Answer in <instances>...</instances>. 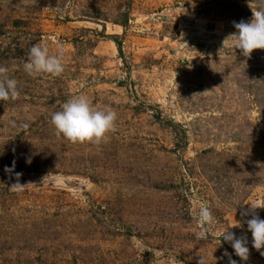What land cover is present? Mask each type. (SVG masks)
<instances>
[{
    "label": "rangeland",
    "instance_id": "1",
    "mask_svg": "<svg viewBox=\"0 0 264 264\" xmlns=\"http://www.w3.org/2000/svg\"><path fill=\"white\" fill-rule=\"evenodd\" d=\"M250 19L248 0H0V66L20 92L0 101V264H228L225 250L264 264L241 216L264 205V50L225 41ZM57 43L61 75L24 71L33 45ZM81 95L117 114L99 144L50 122Z\"/></svg>",
    "mask_w": 264,
    "mask_h": 264
},
{
    "label": "clouds",
    "instance_id": "2",
    "mask_svg": "<svg viewBox=\"0 0 264 264\" xmlns=\"http://www.w3.org/2000/svg\"><path fill=\"white\" fill-rule=\"evenodd\" d=\"M248 7L251 11V19L233 22L235 32L230 34L225 41H231L234 49H239L244 57H250L254 50H264V0H248ZM49 39L55 40V37ZM64 56L63 46L57 43V50L54 54L49 53L46 45L35 44L28 52L27 61L24 63V71L35 76L46 73L51 76H59L64 71L62 63ZM8 69L0 66V101L16 99L19 95L17 81L7 75ZM117 114L111 107L96 108L86 96H75L68 99L61 106L59 111L51 114L50 122L58 137L66 139L68 142L95 143L99 144L106 134L115 129ZM10 169L6 168L5 172ZM20 174L17 173V176ZM19 183L13 184L10 188L22 189ZM247 210L241 211V216H251L244 221L247 231L251 233V247L257 251L264 248V220L255 214L258 208L264 209V205L249 204ZM215 222V217L211 209L202 204L197 213V223L200 230L198 238L206 239L209 225ZM241 223L234 220L233 227L239 228ZM223 239L231 245L234 254L240 261H247L249 257L248 238L246 235L236 236L228 229L219 233V241ZM264 255V253H262ZM223 257L228 258V264H237L231 258V254L225 250ZM198 264H205L200 257Z\"/></svg>",
    "mask_w": 264,
    "mask_h": 264
}]
</instances>
